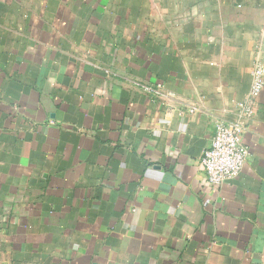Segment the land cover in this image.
<instances>
[{"label": "crops", "instance_id": "obj_1", "mask_svg": "<svg viewBox=\"0 0 264 264\" xmlns=\"http://www.w3.org/2000/svg\"><path fill=\"white\" fill-rule=\"evenodd\" d=\"M264 0H0V264H264Z\"/></svg>", "mask_w": 264, "mask_h": 264}, {"label": "built area", "instance_id": "obj_2", "mask_svg": "<svg viewBox=\"0 0 264 264\" xmlns=\"http://www.w3.org/2000/svg\"><path fill=\"white\" fill-rule=\"evenodd\" d=\"M263 89L264 65L257 64L253 71L249 96L242 105L245 120L240 123H218L210 145L200 158L207 185L217 187L234 179L243 170L249 153L243 144V133L253 113L255 100Z\"/></svg>", "mask_w": 264, "mask_h": 264}]
</instances>
